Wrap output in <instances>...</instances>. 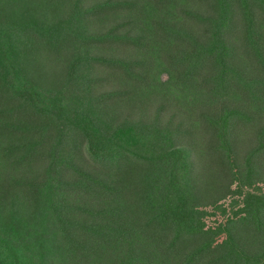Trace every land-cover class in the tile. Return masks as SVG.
Returning <instances> with one entry per match:
<instances>
[{"label": "trees", "instance_id": "16d2710c", "mask_svg": "<svg viewBox=\"0 0 264 264\" xmlns=\"http://www.w3.org/2000/svg\"><path fill=\"white\" fill-rule=\"evenodd\" d=\"M41 2L42 23L0 7V159L40 169L0 180V201L28 202L35 240L26 253L0 224V264H264L263 204L205 223L264 183V0ZM27 43L72 51L58 87Z\"/></svg>", "mask_w": 264, "mask_h": 264}, {"label": "rangeland", "instance_id": "374dc122", "mask_svg": "<svg viewBox=\"0 0 264 264\" xmlns=\"http://www.w3.org/2000/svg\"><path fill=\"white\" fill-rule=\"evenodd\" d=\"M99 0H86L87 4L97 2ZM7 4V11L5 12V19L11 21L14 20L15 24L18 23H27V22H47L49 18L52 17L48 8L41 0H2L0 2V7ZM106 27V26H105ZM104 28V27H103ZM101 26L92 27L93 31L102 30ZM72 51H68L65 55L58 58L57 56H51L48 53H45L43 50L36 49L33 50L28 43L26 44V58L32 62L38 63L42 66L43 71L42 75L44 76V81H50L52 84L47 85L48 88H55L61 84V78L63 76V68L66 65ZM121 55V54H120ZM158 79H165L166 74L163 70H158ZM124 141L128 145H137V147L145 146L144 143L140 141L132 133H127L123 136ZM5 142L0 137V146L3 147ZM10 163L2 161L0 159V180L3 179L4 174L8 171L11 174V180H23L28 179L37 175L40 172L39 168L28 167L20 170H11ZM235 188V187H234ZM233 188V189H234ZM84 201V200H82ZM257 203L264 205V183H257L251 186L238 187L236 194L226 198L221 201L220 204L214 208L208 207L205 211L212 213V216H208L205 219V223L208 226H212L214 222H221L227 217H236L245 213L251 206H254ZM28 202L22 199L21 197L12 195L7 201H0V224H4L10 218L13 223L21 230L20 234L14 236L15 242L20 245L24 252H29L32 247L30 243H34V235L32 233L33 218L30 216L28 208H26ZM5 226V225H0ZM42 238L38 241L44 245L45 248L51 249L56 244V235L54 228L50 225L49 222H42ZM3 236L0 234V240ZM1 243V242H0ZM2 248V244H0ZM23 252V253H24ZM2 256H5V253L1 252ZM28 262L30 260L28 259Z\"/></svg>", "mask_w": 264, "mask_h": 264}]
</instances>
